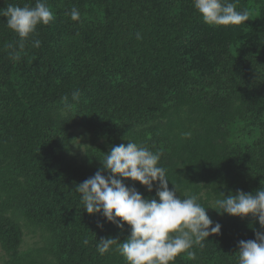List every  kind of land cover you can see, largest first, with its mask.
Returning a JSON list of instances; mask_svg holds the SVG:
<instances>
[{
    "label": "trees",
    "instance_id": "16d2710c",
    "mask_svg": "<svg viewBox=\"0 0 264 264\" xmlns=\"http://www.w3.org/2000/svg\"><path fill=\"white\" fill-rule=\"evenodd\" d=\"M34 3L0 0V10ZM47 4L55 20L38 27L41 46L30 38L18 59L7 47L18 37L0 15V264H127L96 245L123 242L130 227L88 214L75 191L114 145L159 151L169 188L197 194L206 207L221 193L264 186V0H238L250 18L229 26L203 22L192 0ZM73 7L79 21L66 14ZM75 131L88 140L79 160ZM123 182L156 198L155 185L149 192ZM207 214L220 234L174 264H237L239 241L264 230L251 216ZM24 229L39 246L21 251Z\"/></svg>",
    "mask_w": 264,
    "mask_h": 264
},
{
    "label": "clouds",
    "instance_id": "9594fccd",
    "mask_svg": "<svg viewBox=\"0 0 264 264\" xmlns=\"http://www.w3.org/2000/svg\"><path fill=\"white\" fill-rule=\"evenodd\" d=\"M192 3L203 22L210 26L240 25L250 18L247 10L238 9V0H192ZM66 14L73 21L81 18L76 7ZM0 15L6 17L7 28L18 37L15 44L7 45L12 49L13 59L19 58L17 49L23 50L30 38H33L32 46L39 48L41 41L34 38L38 27L55 20L47 0H35L34 5L10 4L0 10ZM73 98L78 99L77 94ZM184 135L187 137L190 133ZM100 161L102 168L76 185L83 210L88 214H102L121 230L125 224L130 227V235L123 242L112 237L100 239L96 248L101 255L115 250L127 264H174L181 253L195 259L193 249L203 248L209 236L221 232V224L208 216L209 208L240 218L251 216L264 229V186L254 194L237 191L225 196L221 193L222 198L206 207L197 194L185 193L181 198L173 183V188H169L168 169L161 166L159 151L128 141L112 146ZM117 177L138 181L149 192L155 185L156 198H145L134 186H127ZM236 259L237 264H264V230L256 231L255 239L239 241Z\"/></svg>",
    "mask_w": 264,
    "mask_h": 264
},
{
    "label": "rangeland",
    "instance_id": "374dc122",
    "mask_svg": "<svg viewBox=\"0 0 264 264\" xmlns=\"http://www.w3.org/2000/svg\"><path fill=\"white\" fill-rule=\"evenodd\" d=\"M88 144L87 137L85 135H82L80 131H75L73 141H72V156L79 160L85 153L86 147ZM39 239L37 235H34L32 232H28L26 229H24V239L21 245V251H26L28 249L35 248L36 246H39ZM7 256L1 250L0 248V261L6 260Z\"/></svg>",
    "mask_w": 264,
    "mask_h": 264
}]
</instances>
